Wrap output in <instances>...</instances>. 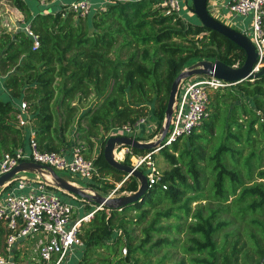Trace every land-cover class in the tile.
<instances>
[{
    "label": "trees",
    "instance_id": "obj_1",
    "mask_svg": "<svg viewBox=\"0 0 264 264\" xmlns=\"http://www.w3.org/2000/svg\"><path fill=\"white\" fill-rule=\"evenodd\" d=\"M7 1L23 16L16 30L0 28V160L25 142L16 120L24 101L41 150L81 145L93 159L97 174L81 185L96 193L139 186L104 159L111 129L134 128L150 109L157 127L148 139L136 136L149 141L179 72L201 59H245L234 42L162 0L92 2L86 14L68 9L72 0ZM260 28L264 37V19ZM159 147L152 158L167 167L136 201L97 208L76 197L80 217L92 215L77 228L74 264H264V75L210 88L200 124ZM9 232L0 225V239Z\"/></svg>",
    "mask_w": 264,
    "mask_h": 264
},
{
    "label": "built area",
    "instance_id": "obj_2",
    "mask_svg": "<svg viewBox=\"0 0 264 264\" xmlns=\"http://www.w3.org/2000/svg\"><path fill=\"white\" fill-rule=\"evenodd\" d=\"M162 4L168 6L171 11H181L179 0H162ZM91 5L89 0H73L68 4V9L78 14H86ZM226 8L234 16H251L250 27L240 31L245 33L255 45L258 54L256 70H258L262 66L261 60L264 54V37L260 28L264 19V0H233ZM34 45L37 46L38 41L35 40ZM227 84L213 77H196L181 83L174 102L171 123L162 142L169 145L178 137L188 136L206 115L209 89ZM27 116L26 103L21 101L16 112L19 126L25 127L29 124ZM147 123V118L142 117L134 128L124 124L111 129L107 135L136 138L141 127L146 126ZM154 129L151 128V131ZM155 137L157 138L158 135L156 134ZM159 145L144 155L135 154L132 147H116L114 157L120 161L128 158L130 165L143 172L146 171L144 174L148 186H151L158 182L161 175L152 160V153L160 148ZM23 161L51 166L56 171H66L83 181H90L94 174H97L93 159L84 156L81 145H73L59 151L41 150L35 139V131L31 127L28 129L27 145L17 148L12 154H4L0 160V175ZM48 184L42 175H36L33 179L19 175L0 190V225L4 224L10 230L5 237V249L12 251L17 241L32 231H41L46 235V241L39 248L41 264H65L83 245L76 231L80 222L89 219L92 212L74 219L76 207L73 202L61 197L60 194L69 195L77 200L76 197L58 188H49ZM112 194L114 195V191L108 196ZM125 251L123 250L124 253ZM5 263L6 260L0 253V264Z\"/></svg>",
    "mask_w": 264,
    "mask_h": 264
},
{
    "label": "water",
    "instance_id": "obj_3",
    "mask_svg": "<svg viewBox=\"0 0 264 264\" xmlns=\"http://www.w3.org/2000/svg\"><path fill=\"white\" fill-rule=\"evenodd\" d=\"M191 11L202 26L218 32L238 45L244 51L245 59L240 66H229L220 60L212 61L201 59L193 62L191 65L179 72L170 87L165 117L157 133V140L140 141L131 136H110L107 138L103 147V156L105 161L112 168L124 173L125 179L129 176L135 177L139 182V186L136 191L115 197L108 195L103 196L94 192L91 187H82L71 183L66 178L60 176L51 166L30 161L20 162L8 172L1 174L0 190L6 183L17 179L20 173L32 172L37 175H42L43 177L49 176V180L47 179L49 184L66 193H71L83 199L91 200L98 206V208H101L102 206L107 208H121L126 204L132 203L139 199L148 188L146 174H144L140 169L135 168L124 161L117 160L114 157V149L116 147L127 146L139 150H154L164 140L167 134L171 123L176 95L179 86L184 79H189L195 76H205L224 81L228 83L227 85H233L247 79L264 75V65L260 66L259 69L256 70L258 54L253 42L245 33L215 18L208 10V0H191Z\"/></svg>",
    "mask_w": 264,
    "mask_h": 264
},
{
    "label": "crops",
    "instance_id": "obj_4",
    "mask_svg": "<svg viewBox=\"0 0 264 264\" xmlns=\"http://www.w3.org/2000/svg\"><path fill=\"white\" fill-rule=\"evenodd\" d=\"M89 1L91 3L94 2L95 4L103 5L108 0H89ZM179 1L181 4V7L183 6L182 11L184 12V15L189 16L190 19L194 20L195 19L194 14L192 13V11L190 9L191 0H179ZM231 1H233V0H208V10L210 11V13L213 16L218 13L221 17L225 18L227 20L228 25L232 27V25L237 22L236 17H238V16L232 15L230 12H228V10L226 8L227 4ZM56 2H58V1H56ZM56 2L51 1V2H48L46 4H47V6H49V5L51 6L52 3L53 4H60V3H56ZM61 3H65V2L63 1ZM13 13L15 15L21 14V13H19V11L17 9H14V8H13ZM21 16H22V14H21ZM215 18H217V17H215ZM217 19H219V18H217ZM227 23H225V24H227ZM241 23L243 24L244 21L242 20ZM146 118L148 120V124H150V123L154 124L155 123V120L152 118L151 114L149 116H147ZM30 127H31L30 123L27 126L23 127L25 135H26L23 147H25L27 145L28 129H30ZM137 136H140L139 132L137 133ZM140 141H146V140L140 139ZM36 175L37 174L32 173V172L20 173V176H25L29 179H33ZM45 180H47V179L45 178ZM67 196H69V195H67ZM74 196L77 197L76 195H74ZM72 200L78 202V200H75L74 198ZM78 203L79 204L77 206H79V207H77V210H78V208L82 207L81 202H78ZM74 215H75V218L73 217L74 219L79 218V216H80V214H78L77 211L74 212ZM1 226H4V224H1ZM45 241H46V235L44 233H42L41 231H32L27 236H25L24 238L17 241L12 251H7L5 249V239L1 238L0 239V253L3 255V257L6 260L5 264H41V260H40V256H39V248ZM72 258H74V260H75L76 255H73L69 259L72 260ZM70 264H74V261L73 260L70 261Z\"/></svg>",
    "mask_w": 264,
    "mask_h": 264
},
{
    "label": "rangeland",
    "instance_id": "obj_5",
    "mask_svg": "<svg viewBox=\"0 0 264 264\" xmlns=\"http://www.w3.org/2000/svg\"><path fill=\"white\" fill-rule=\"evenodd\" d=\"M40 1V3L41 2H43V3H48L47 2V0H39ZM43 3H41V4H43ZM93 4H95L94 2H93ZM68 5V4H67ZM45 6H47V4L45 5ZM50 6V5H49ZM101 6H103V5H101ZM13 8L14 7H12L10 4H9V2L7 1V0H0V28H6L7 30H10V31H12V30H16L17 28H19V25H20V23H21V20H22V16H21V14H19V15H15L14 13H13ZM182 8H183V6L181 7V11H180V13L182 14V15H184V12L182 11ZM15 9V8H14ZM190 9H191V7H190ZM20 13V12H19ZM215 17H217V18H219L220 19V21L221 22H225V23H227V20L225 19V18H223V17H221L218 13L217 14H215L214 15ZM236 20H237V22L235 23V24H233L232 25V27H234V28H236V29H238V30H241V31H243V30H245V29H248L249 27H250V25H251V16H238V17H236ZM244 21V23L242 24L241 23V21ZM223 22V23H224ZM228 24V23H227ZM192 64V63H191ZM190 64V65H191ZM188 67V66H187ZM187 80V79H186ZM184 81H185V79L182 81V83H184ZM149 115H150V109H149ZM148 115V116H149ZM157 122L155 121V123L153 124V126H152V124L150 123V124H146V126H142L141 127V129H140V131H139V133H140V136H142L143 137V139H148L149 137H150V133L152 132L151 131V128L153 129V128H155V127H157ZM161 125H162V123H161ZM161 127V126H160ZM158 132H156V133H154L155 135H153V137L150 139V141H155V140H157V139H155L156 137V134H157ZM97 150H100V148L99 149H97ZM97 150H95L93 153H92V156H95V153L97 152ZM152 160H153V158H152ZM153 162H154V166L158 169V170H160V172L162 171V170H164L166 167H167V164H166V162L164 161V159L162 158V157H160L159 155H157L156 156V158L153 160ZM129 163H130V160H129ZM60 176H62V177H64V178H66L68 181H70L71 183H73V184H76V185H78V186H82L83 187V185H81L82 183L81 182H83V179H81L80 177H78V176H76V175H74V174H71V173H69V172H66V171H60V170H57L56 171ZM144 172H146V171H144ZM46 179H48L49 180V178L48 177H45ZM109 179V178H108ZM85 187V186H84ZM97 193H99V192H97ZM99 194H101V195H103V196H107V195H110V193H108V194H106L105 192L104 193H102V192H100ZM125 194H127V193H124V194H120V195H116V194H112V197H115V196H121V195H125ZM60 196L61 197H64L65 199H68V200H70L71 202H73V204H74V206L76 207L75 209H74V212H76L77 211V207H79V206H77L79 203L77 202V201H73L72 199H70L68 196H66V195H63V194H60ZM84 205L82 204V207H83ZM79 209V208H78ZM73 217L75 218V215L73 214ZM80 217V216H79ZM80 253H81V251H80V249H78L77 250V252H76V259L74 260V258H72V260L75 262L76 260H78V258L80 257ZM71 259H69L68 261H66L65 262V264H70V261H72Z\"/></svg>",
    "mask_w": 264,
    "mask_h": 264
},
{
    "label": "bare ground",
    "instance_id": "obj_6",
    "mask_svg": "<svg viewBox=\"0 0 264 264\" xmlns=\"http://www.w3.org/2000/svg\"><path fill=\"white\" fill-rule=\"evenodd\" d=\"M49 178V176H47Z\"/></svg>",
    "mask_w": 264,
    "mask_h": 264
}]
</instances>
